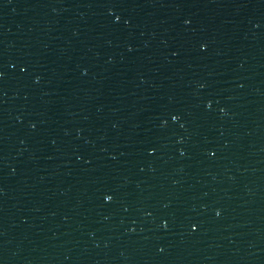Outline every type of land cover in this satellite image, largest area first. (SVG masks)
<instances>
[{
	"label": "snow or ice",
	"instance_id": "6c2138e0",
	"mask_svg": "<svg viewBox=\"0 0 264 264\" xmlns=\"http://www.w3.org/2000/svg\"><path fill=\"white\" fill-rule=\"evenodd\" d=\"M117 19H119V17H117ZM175 118H176V117L174 116L173 119H175ZM106 199H109V200H110L111 197H110V196H106ZM192 227L195 228V227H197V225L193 224Z\"/></svg>",
	"mask_w": 264,
	"mask_h": 264
}]
</instances>
